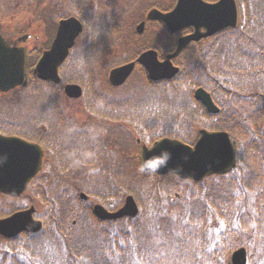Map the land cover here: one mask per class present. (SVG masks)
<instances>
[{
  "label": "trees",
  "instance_id": "16d2710c",
  "mask_svg": "<svg viewBox=\"0 0 264 264\" xmlns=\"http://www.w3.org/2000/svg\"><path fill=\"white\" fill-rule=\"evenodd\" d=\"M246 6H250L246 9V23L222 33L221 51L215 48L219 39L214 40L209 49L215 48L211 54L194 56L192 68H182L171 81L151 83L141 77L136 88L124 87L125 94L121 96L126 99L112 102L111 110L112 113L123 109L126 113L139 112L142 116L125 119L129 127L137 122L148 129L156 125L153 121H158L157 126L175 133V137L183 141L190 136L180 135L181 126L193 124L195 118L203 117L197 125L205 119L204 128L230 134L239 149L241 170L238 175L210 177L198 184L179 182L171 175H145L139 169L138 160L126 158L114 168H105L100 177L90 178L91 186L96 193L97 190L106 192L107 198L132 195L139 205L145 196L149 210L133 219L107 222L96 220L87 204L79 200L77 192L81 189L78 184L71 183L74 191L59 190L58 184L47 190L38 180L29 203L39 199L46 208L41 216L43 230L9 240L0 238V264H229L225 256L215 262V253H207L205 226L224 225L231 229L229 235L252 231L264 236V131L260 130L264 124V0H246ZM254 8L259 20L252 24L249 18ZM81 10L83 12V9L78 11ZM90 27L92 35L88 30L85 33L90 41L71 53L63 67L69 72L62 77L82 86L85 98L107 105L103 100L106 95L100 97L94 91L89 93L95 87L99 89L94 84L96 72L92 63L99 64L97 53L113 47L116 44L112 43L120 40L98 36V28L103 27L98 21H92ZM118 29L115 24L111 32L118 33ZM102 69L107 72L108 66ZM32 83L30 90L18 92L19 97L27 100L23 110L28 115L16 123L10 134L39 143L40 116L58 113L57 107L67 104V100L59 86L37 79ZM196 87L211 93L221 109L218 115H207L193 101L191 93ZM222 93L223 102L218 98ZM12 104L1 100L0 115H4L5 108L10 110ZM87 108L93 111L91 105L87 104ZM48 122L47 138L56 143L59 128L51 120ZM100 122L105 124L108 119L102 117ZM64 123L67 132H75L76 120ZM79 128L84 126L81 124ZM72 133L67 136L86 138V135ZM240 147H243L241 151ZM164 181L166 185H163ZM164 186L167 187L164 189ZM8 201L19 199L0 195V209L4 207L1 204ZM4 211L3 208L0 217L13 212ZM228 234H224V243ZM216 239L213 236L206 242L211 241L213 248ZM222 250L227 255L231 248L223 245Z\"/></svg>",
  "mask_w": 264,
  "mask_h": 264
},
{
  "label": "water",
  "instance_id": "95a60500",
  "mask_svg": "<svg viewBox=\"0 0 264 264\" xmlns=\"http://www.w3.org/2000/svg\"><path fill=\"white\" fill-rule=\"evenodd\" d=\"M165 24L171 32L192 27L194 33L178 41L176 51L168 55L164 62H158L155 52L141 54L137 62L146 69L151 80L170 79L177 73L170 60L176 57L190 42L212 35L236 25V7L234 0H221L209 5L200 0H178L177 6L168 14L153 10L148 15ZM204 29V32H201ZM82 27L76 19L61 21L49 51L43 53L34 73L44 81L59 82L58 67L68 56L70 48ZM138 31H141L139 26ZM26 53L22 48L9 47L0 36V91L5 92L20 85L25 75ZM134 63L114 69L109 74L112 85L122 84L129 76ZM68 97L81 95L78 86L65 87ZM194 97L200 101L208 113L216 114L210 96L202 89L195 91ZM194 147L175 140L162 139L150 148H142L141 170L145 173L164 175L173 173L182 180H201L210 174H224L234 165L233 150L224 132L201 130ZM0 193L12 196L20 195L41 168L42 153L38 146L28 144L17 138L0 136ZM165 157L167 159L165 160ZM137 206L132 197H127L123 207L115 213H108L100 206H95L93 213L102 220H115L125 216L134 217ZM33 209L18 212L0 220V235L5 238L15 237L20 232H37L41 224L32 219ZM245 251L240 249L232 256V264H245Z\"/></svg>",
  "mask_w": 264,
  "mask_h": 264
},
{
  "label": "rangeland",
  "instance_id": "374dc122",
  "mask_svg": "<svg viewBox=\"0 0 264 264\" xmlns=\"http://www.w3.org/2000/svg\"><path fill=\"white\" fill-rule=\"evenodd\" d=\"M122 1H126V0H122ZM158 1V3L160 2V0H147L148 3L150 4H156ZM170 2V0H162V4L164 5H168ZM8 3V2H6ZM14 6H9L7 7L8 10H12L13 7H16L17 9L13 12H9V14L7 15V17L5 15H0V30L4 33V35L7 37V39L9 40L10 43H14L16 41L17 38H19L22 35H30V39L27 43V46L30 50H37L40 51L44 48H47L49 45V42L51 41V34L52 31L51 30V22L53 23V20L56 19V17L58 16V14L60 13H65V12H71L70 9H68L67 6H65V3H60V1L58 0H14L13 1ZM129 2L127 1V4ZM9 4V3H8ZM140 5V4H139ZM144 5H142L141 7H139L136 11V13H133V11L128 12V13H133V14H129L127 13V18L125 16V21H124V34L123 36L125 37V42L124 45H115L113 47V49L106 51V53H104L102 51V56L103 59L111 62L112 60L121 58L123 55L124 57L125 54L122 53V48L124 47V49L130 46V51L132 49H139L141 47V45H146V44H155L157 42V40H160L162 38H164L163 33L156 27H152V29L148 32V34L146 35V37H144L143 39H139V38H134L133 36H131V34L129 33V30L131 28V26H134L136 20H137V14L139 13V11H142L144 9ZM124 9V8H122ZM129 10L130 7H128ZM107 11L105 10H99L97 12L98 18L100 20V23H104L106 21V15H107ZM44 14L45 17H47L45 20H40L41 15ZM52 17V20L50 19ZM53 27V26H52ZM50 28V30H49ZM129 29V30H128ZM98 30L100 32H98V36L105 38L104 32H103V27H99ZM102 31V32H101ZM84 37H81L80 40L78 41V46L83 45V40ZM134 40V41H133ZM136 41V42H135ZM127 43V44H126ZM138 47V48H137ZM126 50V49H125ZM99 55V52L97 53ZM191 59V52H187L185 53L182 57H181V61H183L184 59ZM93 69L96 70L98 72V64H93ZM99 75V79H100V73L98 72ZM103 77V76H102ZM141 83V76H136L134 79V82L132 84L133 87L138 86ZM99 91H101L104 94H113L116 95V98H125L121 95L125 94V91H119V92H114L111 91L106 85H101L98 89ZM8 102H12V106L11 107V111L12 113L16 114H12L10 112V110L8 108L3 109V113L6 114L7 117L12 118V121H18L21 120L22 117H24V110H23V105L25 103H27V100L21 96L19 98H15L14 96H11L8 98L7 100ZM75 105H70L69 106V111H72L73 109H75L76 107H74ZM16 112V113H15ZM22 116V117H21ZM76 116H72L71 119H75ZM191 127H193V133H192V140L195 134V131L197 128H199L198 126H202L203 123H201V125H196V124H190ZM114 126V123L112 125V127ZM264 126V125H263ZM116 134V129L113 131L111 130H105L103 132V134H101V136L106 140L107 145L103 148H101L100 152L104 157V154L106 155V157H108L109 155H113V159L115 157V146L118 144V138H119V131H117L118 137H117V142L115 140L111 139V135L114 137ZM123 138V143H124V151H126V154L129 156H133L135 157L137 154H139V148L137 146H134V138L132 139L131 136L124 134V136H122ZM131 138V141H130ZM110 146L112 148H110ZM81 147V145H76L75 148H79ZM81 152V151H79ZM78 151L73 152L74 155L76 156L78 153ZM81 155H86V151H82L80 153ZM99 153V155H101ZM118 154V153H117ZM92 155L95 156V154L92 153ZM96 157V156H95ZM110 157V156H109ZM111 159V158H110ZM91 165L87 166L85 164H82L81 168L82 169H78V176L80 178H87V176L89 174L92 173H96L98 172V161L97 159L91 158L90 159ZM118 160H116L115 157V161L114 163L111 162L112 165H115V163H117ZM75 165L78 167L81 163L80 160L76 159L75 160ZM116 166V165H115ZM53 182H58V178L56 176H51L49 178L48 181V185H50ZM81 184H85V182H81ZM93 192V191H92ZM99 193V190L97 191V193L94 191L95 196H91V204L94 203H98L103 205L104 207L108 208H115L117 206L122 205V195H117L114 198H107V193L106 192H100L99 193V197L96 196V194ZM29 195V193L27 194ZM122 201V202H121ZM21 202H18V204H20ZM26 206V205H25ZM39 208H41V204H38ZM142 208H149L147 199L145 196L142 197ZM227 230V229H226ZM246 241H248V239H250V237H248V235L246 236ZM260 239V238H259ZM258 239V240H259ZM260 245L261 243H263V239L259 240ZM240 244H238L236 247H239ZM245 245L250 249V244L245 242ZM244 245V246H245ZM245 246V247H246ZM259 256L262 259L261 261H259L257 264H264V245H261L260 250H259Z\"/></svg>",
  "mask_w": 264,
  "mask_h": 264
},
{
  "label": "flooded vegetation",
  "instance_id": "af4514ba",
  "mask_svg": "<svg viewBox=\"0 0 264 264\" xmlns=\"http://www.w3.org/2000/svg\"><path fill=\"white\" fill-rule=\"evenodd\" d=\"M206 2H214V1H216V0H205ZM47 120V119H46ZM42 121H44V118H43V120ZM48 121V120H47ZM41 133H42V137H41V140H42V142L44 143V142H48V139L46 138L47 137V133H48V131H47V124H46V122H43V125H42V127H41ZM28 141V140H27ZM85 142H87V143H89V144H93V145H95V142H96V140L95 139H92L91 138V140L89 139L88 141H85ZM122 142V140L120 141V143ZM45 162H46V152H45V155H44V157H43V165L45 164Z\"/></svg>",
  "mask_w": 264,
  "mask_h": 264
},
{
  "label": "snow or ice",
  "instance_id": "6c2138e0",
  "mask_svg": "<svg viewBox=\"0 0 264 264\" xmlns=\"http://www.w3.org/2000/svg\"><path fill=\"white\" fill-rule=\"evenodd\" d=\"M3 151V149H0V152H2Z\"/></svg>",
  "mask_w": 264,
  "mask_h": 264
},
{
  "label": "clouds",
  "instance_id": "9594fccd",
  "mask_svg": "<svg viewBox=\"0 0 264 264\" xmlns=\"http://www.w3.org/2000/svg\"><path fill=\"white\" fill-rule=\"evenodd\" d=\"M167 159V157H165V160Z\"/></svg>",
  "mask_w": 264,
  "mask_h": 264
}]
</instances>
